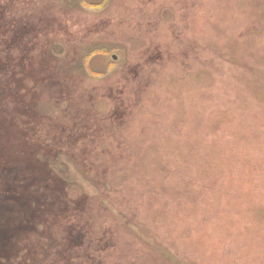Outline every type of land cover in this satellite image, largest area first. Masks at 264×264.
<instances>
[{"label":"rangeland","instance_id":"obj_1","mask_svg":"<svg viewBox=\"0 0 264 264\" xmlns=\"http://www.w3.org/2000/svg\"><path fill=\"white\" fill-rule=\"evenodd\" d=\"M0 264H264V0H0Z\"/></svg>","mask_w":264,"mask_h":264}]
</instances>
